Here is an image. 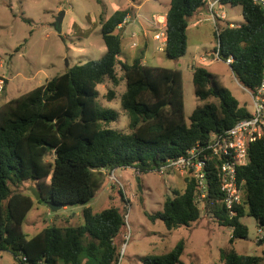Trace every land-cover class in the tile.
I'll return each instance as SVG.
<instances>
[{"label":"trees","instance_id":"1","mask_svg":"<svg viewBox=\"0 0 264 264\" xmlns=\"http://www.w3.org/2000/svg\"><path fill=\"white\" fill-rule=\"evenodd\" d=\"M228 5L240 7L243 22L230 27L228 21L217 20L213 36L218 58L225 62L231 57L232 75L252 93L264 78V8L254 0H219L217 7ZM205 7L206 0L169 1L162 48L166 58L184 56L190 18ZM127 16H133L130 8L99 17L105 52L98 59L69 67L0 104V252H9L16 264H117L126 214L118 185L112 184L106 208L96 212L88 206L110 181L109 172L125 168L139 175L155 172L195 145H205L210 134L249 117L216 76L195 64L192 84L201 104L186 121L180 70L146 66L142 52L129 62L118 59L122 31L118 25ZM116 66L124 82L119 105L127 117V131L110 127L118 113L98 102V85L106 80L119 84ZM113 96L109 90L107 97ZM247 156V164L237 169L242 202L231 218L218 188L216 161H209L203 211L218 225L231 228L229 244L247 237V227L240 221L244 216L264 228L263 142L249 144ZM183 178L182 191L167 196L159 211L144 213L152 223L162 221L167 231L187 227L200 217L195 181L189 174ZM23 183H32L46 204L84 206L83 224L52 225L27 238L20 226L33 200L22 191ZM183 251L180 240L166 253L146 255L142 264H184ZM219 254L222 264H264V249L260 255L238 254L232 248L220 249Z\"/></svg>","mask_w":264,"mask_h":264},{"label":"rangeland","instance_id":"2","mask_svg":"<svg viewBox=\"0 0 264 264\" xmlns=\"http://www.w3.org/2000/svg\"><path fill=\"white\" fill-rule=\"evenodd\" d=\"M128 0H0V104L17 97L43 84L46 80L63 73L67 68L96 60L105 52L100 37L99 17L106 18L117 5L125 8ZM170 0H132L135 7L141 5L140 15L146 18V12L167 9ZM227 20L242 23L239 6H225ZM62 14V16H61ZM61 16L60 26L57 19ZM121 31V53L119 60L130 61L142 52V63L149 67L178 69L182 74L183 106L186 121L193 109L201 104L194 95L192 71L189 64L202 54L214 52L217 44L213 32L204 31L196 34L189 31L186 36L188 46L185 55L178 60L166 58L159 50L160 42L153 39L155 34L149 32L144 36L139 33V24L131 22ZM145 22V21H144ZM159 24V21L155 19ZM135 33L134 37L130 33ZM158 33V32H157ZM154 34V35H153ZM147 40V41H146ZM147 42V43H146ZM136 48L129 51L132 45ZM197 45V47H195ZM214 45V47L212 46ZM208 59H211L208 55ZM216 60V59H213ZM218 82L226 86L231 94L246 107L252 109L249 94L242 88L224 62L214 61L207 68ZM120 82L113 86L108 80L96 87L98 102L105 108L118 113V119L110 127L127 131V117L120 109L119 96L124 91L122 72L116 66ZM112 90L114 96L109 99L107 92ZM246 104V105H245ZM241 106V105H240ZM249 112V111H248ZM251 112V111H250ZM115 177L124 201L127 218L124 234L120 238L119 259L117 264H142L146 255H159L170 251L178 241L184 242L181 261L184 264H222L220 249L232 248L238 254L260 255L264 249V228H260L254 218L244 216L241 223L247 227V237L229 244L231 228L218 225L203 211L199 219L187 227L167 231L162 221L150 222L145 212L154 213L161 209L167 196L174 191H182L184 178L177 172L160 176L156 172L139 175L130 168L114 170ZM139 176V183L135 176ZM114 181H108L95 198L88 204L93 211L106 208L110 202L108 196ZM24 193L33 200L20 229L29 238L41 229L56 226H77L83 224L82 205H69L56 212H51L42 200H34L29 188L32 183H23ZM116 184V183H114ZM140 185L141 192L137 190ZM34 189V188H33ZM113 192V191H112ZM113 195V194H111ZM64 218V219H62ZM0 264H16L14 257L7 251L0 252Z\"/></svg>","mask_w":264,"mask_h":264},{"label":"built area","instance_id":"3","mask_svg":"<svg viewBox=\"0 0 264 264\" xmlns=\"http://www.w3.org/2000/svg\"><path fill=\"white\" fill-rule=\"evenodd\" d=\"M254 1L264 8V0ZM218 5L219 0H206V9L214 30L217 28L218 18H224L223 15L216 12ZM127 19L128 16L118 25L119 29L127 25ZM130 36L134 37L135 33L131 32ZM153 39L160 42L159 50H162L165 44L164 33L162 31L156 33ZM214 48L211 57L219 60L217 44ZM231 61V57H228L224 63L229 65ZM247 92L252 105L249 117L239 120L222 133L210 134L205 145H195L185 155L166 161L155 171L160 176L171 172H177L183 176L189 174L195 181L194 202L197 206L202 205L203 207L209 190L208 175L211 171L209 161H216L218 188L224 210L229 218L236 215L237 207L242 202V194L237 183V169L248 162L247 146L256 141H262L264 144V78L254 92ZM108 179L121 187L115 177L114 170L109 172ZM126 218L127 215L125 214L124 219ZM258 233H261L260 229H258Z\"/></svg>","mask_w":264,"mask_h":264},{"label":"crops","instance_id":"4","mask_svg":"<svg viewBox=\"0 0 264 264\" xmlns=\"http://www.w3.org/2000/svg\"><path fill=\"white\" fill-rule=\"evenodd\" d=\"M224 7L225 6L216 7V12L219 15H223L224 16L223 19H219L218 18V20H220V22H223L224 20L225 21H228L230 27L233 26V25H239V24H241V23H233V22H230L229 20H227L226 14H225V12L223 10ZM116 8L120 9L119 6L115 5L114 8H113V10L116 9ZM126 8H130L132 10L133 16H131L132 17L131 18L132 19L131 22H136V24H139L137 26V29L140 27L139 33H140L141 36H144V35H146L149 32H153L154 34L157 33V32H161V31L164 32V27H165V12L167 11V9H163L162 11H160V10L159 11L150 10V11L146 12V14H145L146 15L145 16L146 18H144V15L141 16L140 15V12H137V10H141V9H139V8H141V5L135 7V5L132 2V0H128L127 1V4H126V7L123 8V9H126ZM113 10H112V12H113ZM121 10H122V8H121ZM112 12L106 18H108L112 14ZM155 19H157L159 21V24H157V22H155ZM128 27H129V24L127 23V25H125L122 28V31L123 30H126ZM210 27H211V29H210ZM209 29L212 30V32H213L214 31V26H213L212 22L209 19L208 12H207V9L205 7L201 12H198V13L194 14L190 18V21H189V24H188V27H187V30H186V36H187V33L189 31H194L196 34H199L201 32V36H202L203 33H204V31L207 30V32H209ZM214 41H215V39H214ZM212 46L214 47V45H212ZM195 47H197V45H195ZM128 49H129V51L131 50L130 48H128ZM187 50H188V46L186 47V52H187ZM211 52L212 51L209 50V53L208 52L205 53L204 56L201 54L198 57L197 60L193 59V61L191 62V64H189L190 70L192 71V68H193V66L195 64H200V65L205 66L206 68H208V67H210L214 63V61H220V60H213V58L211 57V54H212ZM208 55L210 56V58H212V60L211 59H208ZM224 87H226V86H224ZM245 91L247 92L246 89H245ZM4 101H6V98H4ZM237 101H238L239 105L243 106L244 103L241 104V102L239 101L238 98H237ZM245 109L247 110L246 107H245ZM247 111H249V113H250L251 109L249 108V110H247ZM179 175L181 176L182 174H179Z\"/></svg>","mask_w":264,"mask_h":264},{"label":"water","instance_id":"5","mask_svg":"<svg viewBox=\"0 0 264 264\" xmlns=\"http://www.w3.org/2000/svg\"><path fill=\"white\" fill-rule=\"evenodd\" d=\"M61 16H62V14H61ZM61 16L57 19V26H60V23H61ZM230 68V67H229ZM135 182L138 184L139 183V178H138V176H135ZM137 190L139 191V192H141V187H140V185H137ZM29 191H30V193H31V195L33 196V199L34 200H39L40 199V195H39V193L35 190V189H33V188H29ZM47 207H48V209L51 211V212H56V211H58V210H60L61 208H62V205L61 204H56V205H54V204H51V203H48L47 204Z\"/></svg>","mask_w":264,"mask_h":264},{"label":"clouds","instance_id":"6","mask_svg":"<svg viewBox=\"0 0 264 264\" xmlns=\"http://www.w3.org/2000/svg\"><path fill=\"white\" fill-rule=\"evenodd\" d=\"M215 49V48H214ZM229 66V65H228Z\"/></svg>","mask_w":264,"mask_h":264}]
</instances>
